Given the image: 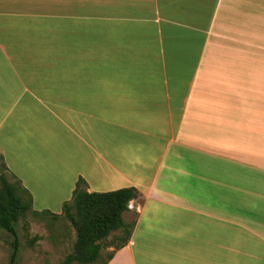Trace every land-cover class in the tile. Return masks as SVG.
<instances>
[{"label":"crops","instance_id":"crops-1","mask_svg":"<svg viewBox=\"0 0 264 264\" xmlns=\"http://www.w3.org/2000/svg\"><path fill=\"white\" fill-rule=\"evenodd\" d=\"M0 151L38 210L138 190L107 264H264V0H0Z\"/></svg>","mask_w":264,"mask_h":264},{"label":"trees","instance_id":"trees-1","mask_svg":"<svg viewBox=\"0 0 264 264\" xmlns=\"http://www.w3.org/2000/svg\"><path fill=\"white\" fill-rule=\"evenodd\" d=\"M0 168V229L8 232L12 238L8 264H19L21 241L17 223L32 211L33 199L19 178L11 175L14 179H9V168L1 151ZM137 196L135 187L89 192L87 182L79 178L71 200L63 206L64 217L76 230L77 239L72 250L58 264H107L114 251L130 240L135 221L126 222L124 213L128 211L130 201ZM33 213L42 219L47 216L57 219L61 215L48 210ZM116 231H120L122 236L118 237L114 250L103 257L102 241ZM39 239L40 236L36 235L29 243Z\"/></svg>","mask_w":264,"mask_h":264},{"label":"rangeland","instance_id":"rangeland-1","mask_svg":"<svg viewBox=\"0 0 264 264\" xmlns=\"http://www.w3.org/2000/svg\"><path fill=\"white\" fill-rule=\"evenodd\" d=\"M59 25L63 22H53V24ZM42 34L48 31L47 26L51 24L49 21H42ZM42 47L45 43H48L49 37L47 34L41 35ZM56 38V44L64 45V37L60 35ZM51 54L45 52L42 54V58H50ZM63 55V53H62ZM49 61H43L42 66V76H47L46 66ZM43 103V102H42ZM46 103V102H45ZM40 114L42 118L50 117V113L41 105ZM54 124V122H53ZM55 125V124H54ZM57 125V124H56ZM7 164V163H6ZM1 171V168H0ZM7 175L10 180L14 179L9 172ZM14 175V174H13ZM13 181V180H12ZM72 194L61 197V198H51V206L54 213L61 214L57 219H53L51 216L45 218H39L34 215V211L38 210L40 201L44 202L45 198L36 196V204H33L32 211L28 212L25 216L21 217L17 223V229L21 241V249L19 254V264H58L65 256L72 250L75 241L77 239V233L73 225L64 217L63 204L57 201H70ZM33 199V198H32ZM52 211V212H53ZM127 222L133 221L134 217L129 216L126 218ZM51 223V224H48ZM40 236L39 240L29 243L31 238L34 236ZM122 236L120 231L113 232L108 238L102 241V255L106 257L108 253L112 252L118 243V237ZM11 236L8 232L0 229V264H8L9 255L11 252ZM236 264H247L246 261H239Z\"/></svg>","mask_w":264,"mask_h":264}]
</instances>
